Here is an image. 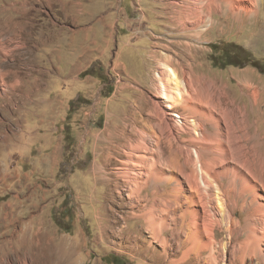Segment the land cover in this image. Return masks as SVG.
<instances>
[{"label":"rangeland","instance_id":"obj_1","mask_svg":"<svg viewBox=\"0 0 264 264\" xmlns=\"http://www.w3.org/2000/svg\"><path fill=\"white\" fill-rule=\"evenodd\" d=\"M5 1L0 0V264H106L110 254L133 264H264L259 254L241 263L235 246L246 235L230 237L221 226L215 231V263L209 251L198 259L189 244L179 248L184 231L165 233L171 245L165 252L146 222L132 215L124 200L128 188L117 176L120 160L132 152L198 171L196 154L205 135L211 142L224 136L235 159L251 158L264 174V0H257V14L236 12L228 0H201L200 21L191 19L196 0H87L86 12L81 0H62L59 15L45 2L39 18L61 22L64 38L72 39L82 26L101 31L102 23L104 30L109 25L108 59L79 77L42 74L32 43L23 41L33 31L23 27L26 13H13ZM236 46L247 54H236ZM164 63L177 70V83ZM244 79L252 88L242 87ZM162 81L174 96L171 108L161 97ZM205 85L215 101L223 92L222 103L232 102L236 117L228 129L204 124L197 95ZM174 114L184 117L183 128ZM221 182L226 188L230 180ZM152 192L149 185L142 194Z\"/></svg>","mask_w":264,"mask_h":264},{"label":"bare ground","instance_id":"obj_2","mask_svg":"<svg viewBox=\"0 0 264 264\" xmlns=\"http://www.w3.org/2000/svg\"><path fill=\"white\" fill-rule=\"evenodd\" d=\"M201 3L203 1L196 0V5L192 9L197 14L193 12L191 19L196 16L199 21L201 20ZM207 5L213 8L209 3ZM228 6L237 10L236 12L241 10L245 13L257 14L256 9L260 5L257 0H228ZM213 11H219L218 7L216 6ZM209 19L212 20L213 17ZM162 69L171 82L177 83L180 80L177 70L171 65L164 63ZM243 81L242 87L249 89L251 87L249 80L244 79ZM160 85L163 91L161 97L169 103L168 107L171 108L174 96L171 97L164 81L160 82ZM187 90L191 95L196 93L192 83L189 84ZM178 93V96H182V92L178 91ZM223 95V92H220L219 98L215 101L210 93V87L206 85L201 87V96L197 95L201 97L200 111L204 124L208 121L214 122L216 123L215 129L221 126L228 129L229 122L236 117L232 102L231 104L222 103ZM253 97H256V93ZM256 104L255 102L252 104L253 111L258 110L255 109ZM173 120L180 129L186 125L181 115L174 114ZM205 136L203 142L201 141L205 146L203 145L196 154V161L200 162L198 171L192 169L186 172L187 170L182 168L177 161L174 162V159L169 158L162 163L155 154L147 152H140L135 157L132 156V152L128 154L127 160H120L121 165L117 170V176L121 184H126L128 188L124 200L127 205L132 206V215L146 222V228L151 232L153 241L159 243L165 252L167 247L171 246L169 240L164 237L165 233L184 231L185 238L179 239V248L189 244V250L196 251L198 259L201 258L202 251H209L211 254L209 261L215 263L216 246L218 245L215 231L217 226H221L225 227L230 237L241 233L246 235L245 239L235 246V249L240 252L239 261L241 263H245L246 257L254 258L257 254L264 258V174L262 168L255 161L253 163L249 157L243 156L241 159H235L224 143L225 140L222 139L224 136L214 138L212 142L207 141ZM223 179L230 180L226 188H223L224 185L221 182ZM149 185L153 189L152 194L143 195L142 191ZM239 213L244 214V217L240 218ZM121 217L126 220V217ZM186 258L185 253L182 260ZM27 263L25 261L21 264ZM31 264H40V261L36 263L32 259Z\"/></svg>","mask_w":264,"mask_h":264},{"label":"crops","instance_id":"obj_3","mask_svg":"<svg viewBox=\"0 0 264 264\" xmlns=\"http://www.w3.org/2000/svg\"><path fill=\"white\" fill-rule=\"evenodd\" d=\"M21 1L24 3L26 1L27 3L23 4V9L16 5ZM81 1V6L86 12L88 6L86 3L88 1ZM45 2L49 4L57 15L61 13L62 0L5 1L8 7L10 5L13 6V13L14 11L26 13L27 18L22 23L23 27L33 29L34 32H29V38L23 39V41L27 42L28 40L27 43H32L33 58L44 76H60L64 74L79 77L85 75L93 65L108 59L110 38L109 25L107 23L105 30L103 23L101 31L87 29L82 26L75 37L72 39L64 38L61 22L52 21L51 23V21L39 18L38 13L42 11V6ZM47 27L51 31L49 36L45 34Z\"/></svg>","mask_w":264,"mask_h":264},{"label":"trees","instance_id":"obj_4","mask_svg":"<svg viewBox=\"0 0 264 264\" xmlns=\"http://www.w3.org/2000/svg\"><path fill=\"white\" fill-rule=\"evenodd\" d=\"M236 50H237L236 54H238V55H240V54L246 55L247 54V52L239 46H236ZM251 63H253L255 65L254 61H251ZM58 224H60L59 221H58ZM104 260H105L106 264H133L130 261H128L127 259H125L124 257L118 256L115 254H110V255L106 256Z\"/></svg>","mask_w":264,"mask_h":264}]
</instances>
